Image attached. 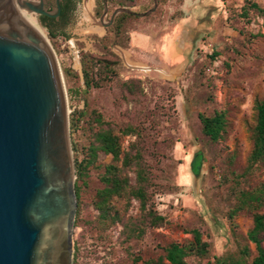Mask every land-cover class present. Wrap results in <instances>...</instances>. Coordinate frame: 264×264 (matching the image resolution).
I'll list each match as a JSON object with an SVG mask.
<instances>
[{"label":"rangeland","instance_id":"1","mask_svg":"<svg viewBox=\"0 0 264 264\" xmlns=\"http://www.w3.org/2000/svg\"><path fill=\"white\" fill-rule=\"evenodd\" d=\"M182 1L161 0L153 12L129 19L127 27L130 31L152 25L160 27L166 21L175 20L182 15ZM250 1L264 9V0H222L223 12L216 8L217 5L210 8L204 19L209 24L204 27V35L189 48L186 64H180L178 75L173 79V71L170 75L160 73L162 78H159L157 71L148 73L127 68L120 62V78L139 77L143 81L142 93L133 101L117 81L100 89L82 91L79 54L87 51L108 56L104 42L97 41L96 37L112 39L108 26L104 27L100 21L102 0H93L90 12L95 22L93 26L85 18L83 0H77L76 9L64 24H55L52 31L60 35L62 52L54 49L47 29L40 25L35 15V27L48 38L57 55L69 114L74 109L84 112L73 138L77 160L86 156V146L93 139V130L85 122L92 111L100 112L115 132L129 122L142 120L144 159L150 180L149 205L167 219L160 227L138 224L141 218L138 202L132 200L128 207L124 198L113 197L111 208L116 216L102 221L97 208L99 193L104 187L101 178L105 166L112 162V156L98 151L96 160L84 169L82 178L75 174L74 185L78 187L79 195L73 227V253L74 246L79 250L76 261L72 258V264H147L146 261L155 260L162 253L161 248L167 242L190 237L183 227H199L203 238L211 243V254L216 256L235 252L236 242H247L251 215L242 212L235 218L237 227L233 234L226 213L235 204L240 189H251L264 183V161L253 172H244L251 148L250 128L254 122L255 100L264 98V16L249 6ZM134 3L135 11L154 6L152 0H134ZM113 7L108 4L104 23L110 19ZM242 7L247 8L246 14H242ZM157 8L158 11L152 14ZM194 11L201 9L197 7ZM185 19L190 20L189 17ZM195 36L192 32V37ZM113 44L114 41H109L106 45L119 57L120 50ZM181 52L178 44L172 45L169 55L173 62L181 59ZM64 67L76 70L80 83L74 78L67 79ZM77 87H80L79 91L69 92V88ZM215 110L225 111L227 124L223 137L212 142L201 132L197 115L199 112L210 115ZM130 139L129 135L124 136L123 148H127ZM197 154L202 155V160L199 174L195 175L193 171L200 159ZM133 170L132 166L124 169L132 182ZM128 221L144 226L145 234L137 239H127ZM249 247L253 255V243L249 242ZM133 257L138 258L133 261Z\"/></svg>","mask_w":264,"mask_h":264},{"label":"water","instance_id":"2","mask_svg":"<svg viewBox=\"0 0 264 264\" xmlns=\"http://www.w3.org/2000/svg\"><path fill=\"white\" fill-rule=\"evenodd\" d=\"M102 1L104 27L129 11L116 8L104 23ZM156 6L154 0L138 15ZM36 14L50 16L43 0H0V264H72L73 258L77 200L67 96Z\"/></svg>","mask_w":264,"mask_h":264},{"label":"trees","instance_id":"3","mask_svg":"<svg viewBox=\"0 0 264 264\" xmlns=\"http://www.w3.org/2000/svg\"><path fill=\"white\" fill-rule=\"evenodd\" d=\"M108 4L116 8H126L129 11L119 12L112 23L108 26V31L112 35V39L107 36L96 37L97 41L104 42L105 52L108 56H98L87 51H81L80 64L82 73V82L84 85L83 92L90 89H100L110 82L117 81L123 87L128 95L132 98L140 96L142 93L139 77H130L126 79L120 78L118 71L120 68V58L106 45L111 41L121 47H126L131 32L127 23L129 19L139 18L140 13L151 9L150 6H145L143 11H135L134 0H106ZM161 0H157L159 4ZM152 0V5H153ZM249 6L259 11L264 16V9L254 3H249ZM113 10V11H114ZM247 8L242 7V14H246ZM112 11V12H113ZM156 11L152 14H155ZM112 14V13H111ZM55 34H50V40L57 52H62L61 42L55 38ZM108 38V39H107ZM63 40V39H62ZM106 41V43H105ZM66 78H74L80 83L79 73L70 68H63ZM145 79V78H144ZM80 90L70 89L69 92L74 93ZM175 111V110H174ZM254 122L250 128L251 148L246 157L245 173L253 172L257 166L264 161V98L256 99L254 104ZM224 110H215L213 114L198 113V119L201 124V132L206 135L212 142H217L223 137L225 132L227 119ZM84 112L80 109H74L69 114V129L71 137V146L74 157L75 174L82 178L84 169L88 165L94 163L97 158V152L102 151L105 154L112 156V162L105 166L104 174L101 178L104 183L103 189L99 193L98 209L100 219H114L115 212L112 213L111 199L124 198L129 207L132 200L138 202L140 211L138 224L150 227H160L166 223L167 219L164 215L157 214L153 207L149 205L151 195L148 193L150 180L148 175L147 164L145 163V134L142 120L129 122L125 127L119 128L115 132L113 128L107 125L103 115L98 111H92L91 116L85 122L89 128L93 130V139L86 146V156L80 161L76 158V143L73 141L74 132L78 128V123L82 120ZM95 129V131H94ZM129 135L127 148L122 147L124 136ZM200 156L199 164L195 175L199 174L202 155ZM196 158V157H195ZM121 162V163H119ZM134 167V181L125 168ZM75 187L76 199H78V187ZM264 206V183L260 186L251 189H240L234 205H232L226 213V219L229 223L231 232L234 234L237 224L235 218L242 212H248L251 215V227L246 232V241L243 244L236 242V251L227 252L223 256L211 254V243L203 238V231L199 227L185 228L183 231L189 233L190 237L183 241L171 240L164 245L162 253L155 260L146 261L147 264H264V211L261 209ZM143 226V227H144ZM130 221L127 223V239H137L145 234V229ZM249 242L253 243V255L249 247ZM73 262L78 256V246H74ZM138 257H133L136 261Z\"/></svg>","mask_w":264,"mask_h":264},{"label":"crops","instance_id":"4","mask_svg":"<svg viewBox=\"0 0 264 264\" xmlns=\"http://www.w3.org/2000/svg\"><path fill=\"white\" fill-rule=\"evenodd\" d=\"M215 5L219 11H224L222 0H183L182 15L175 20L166 21L160 27L152 25L132 30L129 33L127 46L117 45L120 50L118 54L120 61L127 68L148 73L157 71L159 78H162L160 76L163 72L168 75L175 72V75H171L172 79L175 78L178 75L180 64H186L187 59L185 58H187L189 48L198 41L201 35H204V27L209 25L204 19L209 15L210 8ZM197 7L201 11H194ZM185 17H189L190 20H186ZM192 32L196 33L195 38L192 37ZM58 36L60 35L57 34L55 38L60 41L61 38ZM173 44H178L182 48V57L178 62H173L172 56L169 55ZM113 45L116 46L115 43Z\"/></svg>","mask_w":264,"mask_h":264},{"label":"flooded vegetation","instance_id":"5","mask_svg":"<svg viewBox=\"0 0 264 264\" xmlns=\"http://www.w3.org/2000/svg\"><path fill=\"white\" fill-rule=\"evenodd\" d=\"M34 2H38L39 0H33ZM44 1V9L49 11L50 16L37 14V21L40 23L42 27L47 29L49 35L54 34L53 28L55 24H64L71 14L74 12L77 6V0H59V5L57 4V0H43ZM59 7V11H58Z\"/></svg>","mask_w":264,"mask_h":264},{"label":"bare ground","instance_id":"6","mask_svg":"<svg viewBox=\"0 0 264 264\" xmlns=\"http://www.w3.org/2000/svg\"><path fill=\"white\" fill-rule=\"evenodd\" d=\"M92 3H93V0H84V2H83V9H84V14H85L86 20L88 21V23L91 22V24L93 26V24L95 22L90 17L91 16L90 15V12H91ZM34 21H35V18H34Z\"/></svg>","mask_w":264,"mask_h":264}]
</instances>
